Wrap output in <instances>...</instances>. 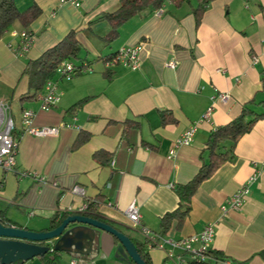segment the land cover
<instances>
[{"label": "crops", "instance_id": "1", "mask_svg": "<svg viewBox=\"0 0 264 264\" xmlns=\"http://www.w3.org/2000/svg\"><path fill=\"white\" fill-rule=\"evenodd\" d=\"M15 4L20 12L37 5L42 14L27 30L14 24L0 40V98L18 104L17 165L13 172L0 169V213L14 228L42 233L57 213L81 215L84 206L95 203L102 221L130 239L146 240L141 227L160 236L162 217L179 207L177 188L210 161L211 133L237 118L247 103L264 101V0H216L199 26L193 14L198 0L181 7L167 0L160 10L147 9L124 24L111 44L103 40L111 26L101 17L118 10L121 0H84L80 7L61 0ZM22 31L34 35L26 54L16 52ZM71 31L81 48L79 63L72 62L87 63L93 72L71 80L55 74L50 81L57 83L62 100L51 111H42L45 87L35 99L23 100L29 90L25 69ZM125 46L142 47L140 69L108 68L111 57ZM171 61L176 68H168ZM212 107L210 120H204ZM25 109L36 113L34 128H58V134L26 132L21 122ZM162 113H171L177 122L163 125ZM128 121L139 128L125 127ZM194 124V142L176 148ZM81 135L89 138L76 147ZM98 152L103 153L100 159ZM251 178L255 181L243 208L223 214L227 200ZM75 187L84 195L75 194ZM133 203L140 225L127 217ZM191 204L183 226L177 229L173 222L161 237L180 240L212 224V247L220 257L235 264H264V118L239 140L233 159L201 185ZM85 232L92 246L83 254L61 252L62 264L130 263L116 259L117 238L92 227ZM148 253L152 264H173L161 249ZM24 264L44 263L38 257Z\"/></svg>", "mask_w": 264, "mask_h": 264}, {"label": "trees", "instance_id": "2", "mask_svg": "<svg viewBox=\"0 0 264 264\" xmlns=\"http://www.w3.org/2000/svg\"><path fill=\"white\" fill-rule=\"evenodd\" d=\"M167 0H121L118 10L113 13L104 14L101 19L107 21L111 26L110 33L103 39L107 44H111L119 37L120 28L130 21L137 14L147 10H160ZM176 7H181L189 0H170ZM216 0H198V6L193 10L196 19V25L202 22L205 12L209 6ZM42 14L37 5H33L25 12H20L15 4V0H0V40L5 36L7 31L16 23L27 30L31 24ZM81 48L77 39V33L71 31L59 43L46 50L37 60L30 61L25 69L24 74L29 79V90L23 96V100H33L43 90L46 83L56 74L57 68L65 62H72L79 59ZM115 55V54H114ZM113 55V56H114ZM113 56L110 60H112ZM264 83V78H263ZM82 102L76 106H80ZM260 107L261 110H257ZM264 118V101L256 103L255 101L247 103L240 115L229 124L216 128L210 135V141L207 150L210 153V161L204 164L196 176L187 184L177 188V195L180 199L179 207L170 213L164 215L161 219L160 236H166L171 229L173 222H177V229H180L189 216L192 207V198L199 190L201 185L209 180L225 164L230 162L234 157V148L239 140L246 134L250 133L255 124ZM161 122L163 125L175 124L177 121L171 113H162ZM125 127L139 128L138 123L131 121L125 122ZM89 136L81 135L76 141L75 146L79 147L88 140ZM230 144V146L227 145ZM102 152L95 154L96 158H101ZM81 215L94 220L102 221L98 214L95 203L88 204V209ZM69 216L56 214L52 219L48 231L58 228ZM0 224L6 227H13L15 224L6 218L4 213H0ZM135 244L138 253L146 264H152L148 253V242H140L131 239ZM43 246H50L48 243H41ZM213 255L221 258L214 250ZM62 253L50 251L44 257H40L44 264H62ZM264 258V251L261 252ZM234 262V261H233ZM235 263V262H234ZM135 264V263H133Z\"/></svg>", "mask_w": 264, "mask_h": 264}, {"label": "built area", "instance_id": "3", "mask_svg": "<svg viewBox=\"0 0 264 264\" xmlns=\"http://www.w3.org/2000/svg\"><path fill=\"white\" fill-rule=\"evenodd\" d=\"M84 0H61L63 3L71 4L74 7H80ZM20 45L16 52L18 54H26L30 51L34 43V35L28 31H22L19 34ZM141 46H125L119 49L112 60L107 63L108 68L114 66H122L131 70H139L141 67ZM256 61V59H255ZM177 63L171 61L168 63V68H176ZM93 70L87 63L79 66L73 62H65L56 70V75L60 79L71 80L77 75L84 73H92ZM1 81V80H0ZM63 94L59 91L56 82L48 81L45 85V94L40 97L42 111L48 112L58 106L62 100ZM227 95H221V99L226 101ZM214 109L209 108L204 116V120L209 121ZM35 111L25 109L22 112L21 122L26 132L31 135L44 137L55 136L58 134V128H34L33 122ZM16 124L14 116L10 110V105L7 101L0 98V169L13 172L17 165L18 139L16 137ZM198 130V124L192 125L177 141L176 148L181 146H189L194 142L195 135ZM175 150L170 152V157H173ZM27 175V173H24ZM255 178H251L233 197L227 200L222 207L223 214H227L232 210H240L251 193V184ZM73 192L78 195H84V190L81 187H75ZM88 206H84L81 210L85 212ZM127 217L133 225H140L141 217L138 206L133 203L128 211ZM141 232L148 242V250L158 248L165 251L166 260L173 264H235L228 258H218L213 255V243L216 236L215 225H207L204 230L196 235L186 237L180 240H174L152 234L145 227H141ZM178 252V253H176ZM75 264V262H72Z\"/></svg>", "mask_w": 264, "mask_h": 264}, {"label": "water", "instance_id": "4", "mask_svg": "<svg viewBox=\"0 0 264 264\" xmlns=\"http://www.w3.org/2000/svg\"><path fill=\"white\" fill-rule=\"evenodd\" d=\"M89 227L117 238L120 243L115 255L117 260H130L129 264H146L127 235L108 224L81 215L70 216L55 230L42 233L0 224V264H24L44 257L52 250L83 254L93 243L92 238L85 232ZM52 241L56 243L50 246L41 245Z\"/></svg>", "mask_w": 264, "mask_h": 264}, {"label": "rangeland", "instance_id": "5", "mask_svg": "<svg viewBox=\"0 0 264 264\" xmlns=\"http://www.w3.org/2000/svg\"><path fill=\"white\" fill-rule=\"evenodd\" d=\"M75 63L78 64L79 61L78 60H75ZM10 105V110L14 116V118L16 117L17 118V114H18V104L17 102L13 101V102H10L9 103ZM1 206V205H0ZM1 209V208H0Z\"/></svg>", "mask_w": 264, "mask_h": 264}]
</instances>
